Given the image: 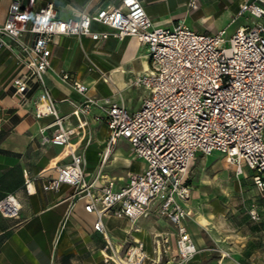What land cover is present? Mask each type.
Returning a JSON list of instances; mask_svg holds the SVG:
<instances>
[{
  "label": "built area",
  "instance_id": "built-area-1",
  "mask_svg": "<svg viewBox=\"0 0 264 264\" xmlns=\"http://www.w3.org/2000/svg\"><path fill=\"white\" fill-rule=\"evenodd\" d=\"M199 6L200 0L188 2L189 8ZM244 15L251 21L228 36L226 28L198 32L184 19L172 27L157 25L142 0H122L117 6L83 10L69 18H62L51 1L28 9L22 0H12L0 24V50L7 48L16 61L11 80L15 93L27 99L41 89L36 116L55 118L51 133H45L47 127L40 130L42 141L68 146L66 153L71 156L69 163L56 166V175L43 182V189L57 191L69 184L84 192L86 209L96 213L94 227L102 233L107 232V215L135 223L155 208L176 228V254L166 264H187L198 251L186 225L192 214L188 174L198 153L219 151L235 165L237 174L245 166L253 170V182L264 194V0L241 3L238 16ZM93 22L107 29L94 30ZM59 35L90 36L96 41L136 36L147 50L150 66L133 79V84L147 89L138 109L130 110L111 96L85 95L83 102L75 104L83 115L94 107L101 109L110 130L109 143L126 138L134 156L145 161V167L129 174L118 188L109 179L98 191L92 190L93 183L85 179L84 151L69 144L77 128L88 121L66 128L46 85L50 43ZM61 78L86 94L88 87L71 81L69 73L62 72ZM21 209V200L13 192L0 199L4 217L19 219ZM168 240L165 236L155 242L160 246ZM128 242L120 248L108 242L105 262L150 264L144 243L135 238ZM156 260L160 262V252Z\"/></svg>",
  "mask_w": 264,
  "mask_h": 264
},
{
  "label": "crops",
  "instance_id": "crops-1",
  "mask_svg": "<svg viewBox=\"0 0 264 264\" xmlns=\"http://www.w3.org/2000/svg\"><path fill=\"white\" fill-rule=\"evenodd\" d=\"M48 1L55 4L62 18H69L83 10L94 12L117 6L122 0H22V3L33 9ZM244 1L200 0V6L192 9L188 7L189 0H142L157 25L172 27L184 19L198 32L226 28L228 36L251 21L249 15L238 16ZM11 2L0 0V24L6 19ZM92 28L99 31L107 26L93 22ZM50 48L51 68L45 74V82L64 117V126L77 127L82 120L88 121L86 126L77 128L78 133L69 143L84 151L85 179L93 183L94 191L109 179L115 180V188L124 185L129 174L145 167V161L134 156L126 138L109 143L110 130L101 109L94 107L83 115L75 104L83 102L85 95L111 96L130 110L138 109L147 89L133 84V79L150 66L145 46L136 36L123 40L110 36L96 41L90 36L59 35ZM16 68L12 53L2 48L0 199L13 192L21 200L22 209L19 219L0 213V264H116L104 260L110 253L106 248L108 242L120 248L133 238L144 243L150 264L172 260L176 254V228L168 218L158 215L155 208L148 217L135 223L127 217L107 215L104 218L107 232L102 233L94 227L96 213L86 209L88 197L84 192H76L69 184H62L57 191L43 189V182L56 175V166L70 162L71 156L66 153L69 147L42 141L40 130L47 127L45 133H51L55 118L36 116L35 101L41 89L27 99L15 93L11 80ZM62 72L69 73L71 81L85 84L86 94L62 80ZM225 167L222 173L233 172L235 176L232 189L222 196L212 192L210 182L197 186L188 177L192 186V214L186 225L198 251L187 264H264V194L253 182V170L245 166L244 172L237 174L236 167L231 170L228 163ZM165 236L168 242L157 246L155 241ZM157 252L161 256L159 263Z\"/></svg>",
  "mask_w": 264,
  "mask_h": 264
},
{
  "label": "rangeland",
  "instance_id": "rangeland-1",
  "mask_svg": "<svg viewBox=\"0 0 264 264\" xmlns=\"http://www.w3.org/2000/svg\"><path fill=\"white\" fill-rule=\"evenodd\" d=\"M218 153L215 151L212 154H199L191 162L189 176L197 186H203V184L210 182L209 186H211L212 192L222 196L223 192L226 194L225 192H229L228 190L232 189L233 177L235 176L233 172L227 175L222 172L225 170L227 163L231 170H235L233 169L235 167ZM217 173L219 174L218 179H214ZM225 197L226 195L223 198Z\"/></svg>",
  "mask_w": 264,
  "mask_h": 264
},
{
  "label": "bare ground",
  "instance_id": "bare-ground-1",
  "mask_svg": "<svg viewBox=\"0 0 264 264\" xmlns=\"http://www.w3.org/2000/svg\"><path fill=\"white\" fill-rule=\"evenodd\" d=\"M43 105H44V104H43ZM43 105H42V106H43ZM43 108H45V107L43 106ZM67 154H70V152H68Z\"/></svg>",
  "mask_w": 264,
  "mask_h": 264
}]
</instances>
